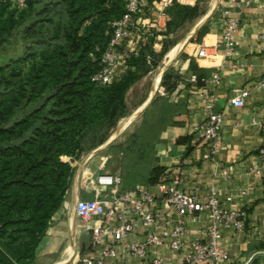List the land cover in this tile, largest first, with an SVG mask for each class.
Masks as SVG:
<instances>
[{
    "label": "crops",
    "instance_id": "obj_1",
    "mask_svg": "<svg viewBox=\"0 0 264 264\" xmlns=\"http://www.w3.org/2000/svg\"><path fill=\"white\" fill-rule=\"evenodd\" d=\"M151 1L159 0H144L143 15L155 27L154 37L151 41L135 38L128 48L141 53L148 46L150 52L158 55L164 45L168 46L163 55L168 61L156 83L159 94L150 96L128 123L146 110L137 133L129 141L117 140L119 134L109 141L112 134L104 143L116 141L108 155L95 154L94 150L71 163L74 174L70 187L34 251L32 264H67L92 250L90 236L79 229L75 205L97 196L91 181L99 169L120 172L122 189L142 186L158 193V186L167 187L179 178L178 189L185 194L203 198L213 190L227 211L246 213L242 231H220L221 245L227 253L223 264H264V168L261 169L257 156L264 148V89L258 87L264 76V0H252L251 6L241 11L232 3L242 0H210L206 11H199L194 20L170 34L167 25L172 5L159 16L156 11L150 13ZM181 5L195 7L196 0ZM236 17L238 29L228 48L221 40L222 22ZM181 29L186 31L180 35ZM202 46L207 47L208 57L199 60L196 50ZM173 50L176 53L170 60ZM146 58L150 64V57L146 55ZM192 75L201 77V83H189ZM213 75L218 76L216 85L211 83ZM243 91L247 92L243 106H232L230 101L240 97ZM207 94L214 95V110L223 114V125L217 154L205 159L208 148L194 143L192 129L206 118L202 99ZM63 161L70 162L68 158ZM185 221L187 234L181 252L171 251L167 240L165 245L151 249L149 256L159 258L164 264H183L181 259L189 252L190 243L205 239L209 215L202 213ZM109 222L104 226L107 232L111 231L112 222ZM142 238L139 224L128 241ZM110 241V237L104 239V243ZM116 264L147 263L118 254Z\"/></svg>",
    "mask_w": 264,
    "mask_h": 264
},
{
    "label": "trees",
    "instance_id": "obj_2",
    "mask_svg": "<svg viewBox=\"0 0 264 264\" xmlns=\"http://www.w3.org/2000/svg\"><path fill=\"white\" fill-rule=\"evenodd\" d=\"M199 11L173 4L167 34ZM124 12V0H26L21 10L0 2V51L16 29L25 46L0 66V264H32L70 187L71 163L106 142L128 115L129 89L168 50L150 52L147 66L141 52L116 82L95 86L90 79L110 41V24Z\"/></svg>",
    "mask_w": 264,
    "mask_h": 264
},
{
    "label": "built area",
    "instance_id": "obj_3",
    "mask_svg": "<svg viewBox=\"0 0 264 264\" xmlns=\"http://www.w3.org/2000/svg\"><path fill=\"white\" fill-rule=\"evenodd\" d=\"M10 1L21 10L25 8L26 0ZM125 12L121 18L110 24V41L102 55L99 70L91 76V82L98 87H104L116 82L126 69L129 58H138V49L128 48L133 39L142 38L151 41L155 27L145 17L144 0H124ZM174 2L185 4L182 0H159L150 2V13L156 11L159 16ZM252 0L234 1L233 7L237 10L251 6ZM221 35L222 43L230 48L231 39L236 33L239 18L224 19ZM208 57L207 47L196 50L199 60ZM148 60V59H147ZM189 83L195 84L197 78L192 75ZM218 76L213 75L211 83L216 85ZM264 89V76L258 83ZM247 92L230 101L234 107L243 106V99ZM214 95H204L202 107L205 120L193 127L192 136L195 144H205L208 152L205 159L214 157L220 147L219 133L223 125V114L214 110ZM261 169L264 168V148L258 153ZM181 180L176 178L171 185L158 186V193L151 192L142 186L131 189H122V179L119 173H109L99 169L91 181L92 188L97 196L92 200H80L75 205V215L79 220V229L90 236L91 251L79 256L67 264H116L118 254L129 255L147 264H164L159 258L149 256L151 249H157L168 240L167 247L173 252H181L183 238L187 234V217L206 213L209 215V225L204 240H195L190 243L189 252L182 257L183 264H223L227 253L221 245V230L242 231L246 225V213L230 212L223 208L216 194L210 190L206 197L195 194H185L178 189ZM169 214H173L170 217ZM112 222L111 231L107 232L104 226ZM140 224L143 238L140 241L129 242L128 237ZM110 237L111 241L104 243Z\"/></svg>",
    "mask_w": 264,
    "mask_h": 264
},
{
    "label": "rangeland",
    "instance_id": "obj_4",
    "mask_svg": "<svg viewBox=\"0 0 264 264\" xmlns=\"http://www.w3.org/2000/svg\"><path fill=\"white\" fill-rule=\"evenodd\" d=\"M209 3H210V0H196L197 9L200 11H206L208 9ZM174 4L181 5L178 2H174ZM181 6H184V5H181ZM185 31H186L185 29H181L179 32L180 35L182 33H184ZM21 32H22V29L14 30L11 37L7 41L6 47L0 51V66L5 65L6 63H8L12 59H16L17 57H19L23 53L25 46L22 43ZM150 51H152V49H150V47H148V46L144 47V49H143V52L150 57L149 63L152 60ZM167 60H168V58H166V56L162 57L159 60V64H158L159 66H157V68L152 70L149 74L147 73V74L139 75L140 77H139L138 81L129 89V91L126 94V105H127L128 115L121 118L118 121L116 126L110 131L108 139L119 128L120 124L123 121H125L126 119H129L130 117H132V115L137 111V109H139L147 101V99L151 95L153 98L155 96H158L159 91H160V87H159V84L158 85L156 84V79L159 78V74L162 72L163 67L166 65ZM145 61H146L145 66H147L148 60L146 57H145ZM145 68L146 67H143L141 69V73L143 72V70ZM145 112H146V110L141 112L134 119V121H132L130 124H128L125 129H122L119 132V137L117 138V140H121L124 138V140L129 141L131 139L132 134L137 133L136 131L139 128L140 120L142 119V116H144L143 114ZM144 119H145V117H144ZM115 142L116 141H113L112 143L106 145L102 149L96 148V149H94L95 151L92 150L90 152L83 153L82 155L91 154L93 151H94L93 153H95V154H103V155L106 154V155H108V153L111 152V149L115 148ZM101 146H103V145H101ZM101 146H99V147H101ZM82 155L80 156V158L82 157ZM114 169L115 168H113V171L117 170V169L116 170H114ZM117 171L119 172V170H117Z\"/></svg>",
    "mask_w": 264,
    "mask_h": 264
},
{
    "label": "bare ground",
    "instance_id": "obj_5",
    "mask_svg": "<svg viewBox=\"0 0 264 264\" xmlns=\"http://www.w3.org/2000/svg\"><path fill=\"white\" fill-rule=\"evenodd\" d=\"M182 1H184V2H187L188 0H182ZM216 3V2H215ZM210 12V11H209ZM198 26V25H197ZM175 53H176V50H173L170 54H169V59L171 60V59H173L174 58V55H175ZM168 61V60H167ZM167 67V66H166ZM165 67V68H166ZM154 78V77H153ZM158 79L159 78H157L156 79V83L158 82ZM152 96V95H151ZM148 103V102H147ZM143 108V106H141L134 114H133V116L132 117H130L129 119H127V120H125V121H123L121 124H120V126H119V128L113 133V135L111 136V138L109 139V141H111V140H113V139H115V137L119 134V132L122 130V129H124L126 126H127V124L130 122V120H132L138 113H139V111H141V109ZM131 115V114H130ZM129 115V116H130ZM118 127V126H117ZM109 143V142H108ZM78 233V232H77ZM72 255V254H71Z\"/></svg>",
    "mask_w": 264,
    "mask_h": 264
},
{
    "label": "water",
    "instance_id": "obj_6",
    "mask_svg": "<svg viewBox=\"0 0 264 264\" xmlns=\"http://www.w3.org/2000/svg\"><path fill=\"white\" fill-rule=\"evenodd\" d=\"M106 146V144L105 145H103V146H101V148H99V149H102V148H104Z\"/></svg>",
    "mask_w": 264,
    "mask_h": 264
}]
</instances>
